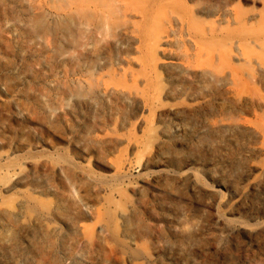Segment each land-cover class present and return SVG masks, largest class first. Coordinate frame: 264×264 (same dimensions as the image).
<instances>
[{"label":"rangeland","instance_id":"374dc122","mask_svg":"<svg viewBox=\"0 0 264 264\" xmlns=\"http://www.w3.org/2000/svg\"><path fill=\"white\" fill-rule=\"evenodd\" d=\"M223 1L201 16L207 29L227 25ZM159 2L120 4V46L90 70L115 92L73 99L52 118L41 100L57 105L61 83L87 72L37 63L7 26L16 0H0V264H264V146L250 128L264 111L250 101L236 106L239 128L212 127L231 99L191 96L203 87L184 72L197 45L170 16L141 24L138 8ZM240 2L248 29L264 27V0ZM171 30L178 43L148 49L153 32Z\"/></svg>","mask_w":264,"mask_h":264},{"label":"bare ground","instance_id":"6f19581e","mask_svg":"<svg viewBox=\"0 0 264 264\" xmlns=\"http://www.w3.org/2000/svg\"><path fill=\"white\" fill-rule=\"evenodd\" d=\"M44 1L55 7L57 12L51 14L41 10L35 12L39 8L34 0H16L20 9L14 7L10 10L12 25L7 26L10 29L16 27L17 32L29 39L34 49L33 57L42 66L50 70L64 67L73 72H87V77L71 83H61L60 99L58 97L55 99L57 105L45 98L41 100L47 116L53 118L60 110L66 109L65 105L72 103L73 99L92 101L96 92L104 96L115 92L108 86L101 89L98 86L99 80L93 77L94 73L90 70L104 66V63L105 66L108 62L112 63L113 49L120 46L117 32H120L121 28L117 27V20L128 12L124 8L128 5L138 6L141 0ZM191 1L194 3L193 9L180 5L181 3L175 6L173 2L166 3L165 0H160L157 10L152 13L145 12L144 7L138 8L144 11L138 13L142 14L141 24H149L153 20L157 22L159 18L170 16V22L174 21L176 25L181 26L198 47L195 54L196 66L192 67L189 61L184 68L185 74L193 72L197 80L200 79L203 83V87L200 86L197 91H193L191 96L196 100L201 98L205 102L208 101L209 105L215 101L210 98L212 92L221 91L224 97L228 96L232 102L231 106L219 108L221 118L212 127L216 129L218 126L223 130L234 131L236 127L239 128L238 125L243 124L235 115L237 105L251 101L264 111V97L258 87L264 84V27L249 30L248 14L241 9V0L237 2L228 0L234 5L232 9L227 8V1L224 0V8L220 11L226 18L227 25L220 31L216 28L207 29L201 16L209 14L212 10L217 11L219 7L217 9L213 7L211 0ZM121 3L124 4L123 9L120 8ZM157 35L153 32L149 36L151 41L148 49H154V43L158 38L159 43L162 41L178 43L174 37V30H171L170 34ZM15 36L18 37L19 34L15 33ZM251 42L255 46H252ZM205 90L208 92H204ZM51 105H55V108ZM70 105L68 107H71ZM250 128L253 136L261 140L264 146V115H260L258 122L251 124ZM217 229L219 231L220 228ZM235 230L234 226L227 227L221 233L229 236Z\"/></svg>","mask_w":264,"mask_h":264}]
</instances>
